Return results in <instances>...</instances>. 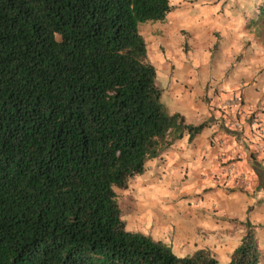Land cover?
Segmentation results:
<instances>
[{
	"label": "trees",
	"instance_id": "obj_1",
	"mask_svg": "<svg viewBox=\"0 0 264 264\" xmlns=\"http://www.w3.org/2000/svg\"><path fill=\"white\" fill-rule=\"evenodd\" d=\"M247 28L264 26V0ZM170 0H0V264H222L129 231L125 189L186 132L139 31ZM225 264H257L249 221Z\"/></svg>",
	"mask_w": 264,
	"mask_h": 264
},
{
	"label": "crops",
	"instance_id": "obj_2",
	"mask_svg": "<svg viewBox=\"0 0 264 264\" xmlns=\"http://www.w3.org/2000/svg\"><path fill=\"white\" fill-rule=\"evenodd\" d=\"M255 2L252 0L248 5L252 11ZM244 8L243 15L231 16L233 37L240 35L243 41L250 39L239 64L224 68L220 64L205 70L198 97L186 98L184 109L174 111L180 112L187 124L206 122V125L191 141L186 132L160 156L148 160L146 170L141 174L149 178L145 202L135 200L133 203L129 198L126 201L133 209L129 215L133 231L148 233L179 254L187 255L206 248L223 264L229 262L232 251L239 244L246 221L255 229L261 253L257 264H264V151L252 152L254 159L251 160L244 144L236 139L234 129L224 125L221 109L231 95L239 94L242 101L235 108V115L249 137L250 120L261 114L264 121V37L258 31L255 36H249L246 24L252 12L248 13L247 4ZM162 83L158 85L163 90ZM236 154H239L234 162L236 167L253 181L249 190L240 189L233 182L223 185L208 175L221 161ZM142 180H137L139 185ZM152 190L163 194L168 204L161 207L164 218L153 209L149 200L154 198ZM149 214H154V219L148 217Z\"/></svg>",
	"mask_w": 264,
	"mask_h": 264
},
{
	"label": "rangeland",
	"instance_id": "obj_3",
	"mask_svg": "<svg viewBox=\"0 0 264 264\" xmlns=\"http://www.w3.org/2000/svg\"><path fill=\"white\" fill-rule=\"evenodd\" d=\"M251 2L252 0H170L172 9L162 21L140 24L139 31L147 43L149 60L157 70V82H164L161 100L168 113L183 110L186 98L198 97L203 88L201 81L205 70H212L220 64H223V68L239 64L244 49L250 45V39L243 41L240 35L233 37L234 22L231 16L243 15L246 4L248 13L252 12L253 16L252 9L248 7ZM257 28L250 27L247 32L250 33L249 36H255ZM258 32L264 37L263 28ZM243 33L247 36L246 32ZM203 99L206 100L207 97ZM139 178L143 179L142 185L137 181ZM148 181L149 178L138 175L130 180L127 188L115 189L121 218L129 231H133L129 216L133 209L126 201L129 198L133 203L135 200L137 203L145 202L149 194V190L146 191L149 189L146 186ZM151 195L154 197L149 199L153 209L163 214L161 216L164 218L161 207L168 204L165 203L163 194L152 190ZM148 217L154 219L155 216L149 214ZM139 233L150 236L148 233ZM177 255L184 256L179 253Z\"/></svg>",
	"mask_w": 264,
	"mask_h": 264
},
{
	"label": "built area",
	"instance_id": "obj_4",
	"mask_svg": "<svg viewBox=\"0 0 264 264\" xmlns=\"http://www.w3.org/2000/svg\"><path fill=\"white\" fill-rule=\"evenodd\" d=\"M242 98L239 94L231 95L224 102L221 109L223 111L224 125L230 126L235 131V137L240 144H244L245 150L248 151L249 158L254 159L252 152L264 151V121L261 114L256 115L249 122L251 137L244 134L242 122L235 115V108L240 106ZM252 138V139H251ZM222 144V142H220ZM239 154L231 155L221 161L215 168L210 170L208 175L213 179L223 183V185L231 184L232 182L240 189L249 190L253 186V181L235 165V160Z\"/></svg>",
	"mask_w": 264,
	"mask_h": 264
}]
</instances>
